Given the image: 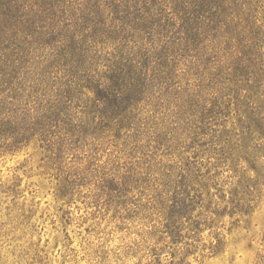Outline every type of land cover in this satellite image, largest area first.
<instances>
[{
  "label": "trees",
  "instance_id": "obj_1",
  "mask_svg": "<svg viewBox=\"0 0 264 264\" xmlns=\"http://www.w3.org/2000/svg\"><path fill=\"white\" fill-rule=\"evenodd\" d=\"M253 11L250 0H0V139L39 141L61 162L105 131L134 138L146 106L175 103L182 88L177 114L199 122L198 135L235 104L238 127L223 130L220 151L244 163L234 191L247 198L264 176Z\"/></svg>",
  "mask_w": 264,
  "mask_h": 264
},
{
  "label": "rangeland",
  "instance_id": "obj_2",
  "mask_svg": "<svg viewBox=\"0 0 264 264\" xmlns=\"http://www.w3.org/2000/svg\"><path fill=\"white\" fill-rule=\"evenodd\" d=\"M250 1L264 34V0ZM177 102L146 106L134 138L105 131L61 162L0 139V264H264V176L242 200L244 163L220 151L235 104L198 135Z\"/></svg>",
  "mask_w": 264,
  "mask_h": 264
}]
</instances>
